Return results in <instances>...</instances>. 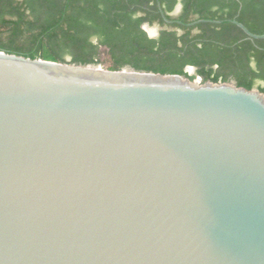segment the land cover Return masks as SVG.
<instances>
[{"label": "water", "instance_id": "1", "mask_svg": "<svg viewBox=\"0 0 264 264\" xmlns=\"http://www.w3.org/2000/svg\"><path fill=\"white\" fill-rule=\"evenodd\" d=\"M0 264H264V93L0 49Z\"/></svg>", "mask_w": 264, "mask_h": 264}, {"label": "trees", "instance_id": "2", "mask_svg": "<svg viewBox=\"0 0 264 264\" xmlns=\"http://www.w3.org/2000/svg\"><path fill=\"white\" fill-rule=\"evenodd\" d=\"M0 0V49L73 64L109 63L264 93V0ZM159 5V6H158ZM159 7L170 23L165 22ZM200 19L220 23H188ZM143 24L157 29L149 37ZM105 55V58H103ZM195 71L189 75L185 67Z\"/></svg>", "mask_w": 264, "mask_h": 264}, {"label": "crops", "instance_id": "3", "mask_svg": "<svg viewBox=\"0 0 264 264\" xmlns=\"http://www.w3.org/2000/svg\"><path fill=\"white\" fill-rule=\"evenodd\" d=\"M237 1H239V0H237ZM158 6H159V5H158ZM180 7H181L180 0H178V3H177V5H176V7H175V10H174V13H177V12L179 11ZM160 9H161V8L159 7V11H160ZM161 11H162V9H161ZM162 12H163V11H162ZM163 15H164V13H163ZM162 17H163V16H162ZM164 17H165V15H164ZM165 18H166V17H165ZM163 19H164V18H163ZM200 20H201V19H200ZM202 20H208V19H202ZM233 20H234V19H233ZM196 21H197V20H196ZM212 21H214V20H212ZM217 21H219V20H217ZM230 21H231V20H230ZM143 25H144V24H143ZM143 25H142V26H143ZM147 25H148V24H147ZM148 26H149V25H148ZM141 28H142V27H141ZM151 28H154V29L156 30V34L151 35V36H149V34H148L143 28H142V29L148 34L149 37H156L157 34H158L157 29H156L155 27H150V26H149V29H151ZM194 71H195V70H194ZM228 82H230V81H228ZM234 83H235V82H234Z\"/></svg>", "mask_w": 264, "mask_h": 264}, {"label": "rangeland", "instance_id": "4", "mask_svg": "<svg viewBox=\"0 0 264 264\" xmlns=\"http://www.w3.org/2000/svg\"><path fill=\"white\" fill-rule=\"evenodd\" d=\"M148 31H149V33L151 35L156 34V30L154 28L148 29ZM103 58H105V55H104ZM98 65L101 66L102 68H105L106 69V68H108L109 63L104 62V63L98 64ZM188 71H189L190 75H192L194 73V70L193 69L188 68ZM230 82L234 83L233 81H230ZM254 87L255 88H258L257 86H254Z\"/></svg>", "mask_w": 264, "mask_h": 264}, {"label": "built area", "instance_id": "5", "mask_svg": "<svg viewBox=\"0 0 264 264\" xmlns=\"http://www.w3.org/2000/svg\"><path fill=\"white\" fill-rule=\"evenodd\" d=\"M195 78H199V79H201L199 76H197V77H195Z\"/></svg>", "mask_w": 264, "mask_h": 264}]
</instances>
